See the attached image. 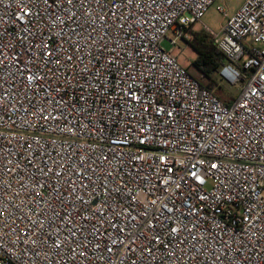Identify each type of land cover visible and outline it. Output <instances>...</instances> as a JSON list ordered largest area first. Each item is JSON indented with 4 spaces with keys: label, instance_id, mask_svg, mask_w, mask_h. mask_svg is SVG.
<instances>
[{
    "label": "built area",
    "instance_id": "obj_1",
    "mask_svg": "<svg viewBox=\"0 0 264 264\" xmlns=\"http://www.w3.org/2000/svg\"><path fill=\"white\" fill-rule=\"evenodd\" d=\"M216 1L0 0V264H264V0L229 104L172 55Z\"/></svg>",
    "mask_w": 264,
    "mask_h": 264
},
{
    "label": "rangeland",
    "instance_id": "obj_2",
    "mask_svg": "<svg viewBox=\"0 0 264 264\" xmlns=\"http://www.w3.org/2000/svg\"><path fill=\"white\" fill-rule=\"evenodd\" d=\"M242 0H217L214 5L210 8L208 13L204 16L202 20L201 26L194 27V31H203L202 27L205 25L211 31L215 33H219L223 30L227 18H225L221 13L218 12V7L222 6L226 10L227 16H232L240 7H241ZM206 33V32H205ZM168 40L174 39L172 33H168L167 35ZM168 40L164 41L163 47L167 51H171L173 48L172 45L168 42ZM189 44L185 40H179L177 42V47L173 51V56H181V62L183 65H188L187 69L194 77L201 80L200 75L195 70L194 66L192 65L195 58L197 57L196 52L192 50H187ZM191 47V45H190ZM185 50H187L185 52ZM183 57V59H182ZM190 65V66H189ZM217 86L213 90V92L217 93L221 96L223 101H230L237 97L239 94V90L242 87L243 83H239L238 85H229L225 83L223 80L217 78Z\"/></svg>",
    "mask_w": 264,
    "mask_h": 264
},
{
    "label": "trees",
    "instance_id": "obj_3",
    "mask_svg": "<svg viewBox=\"0 0 264 264\" xmlns=\"http://www.w3.org/2000/svg\"><path fill=\"white\" fill-rule=\"evenodd\" d=\"M191 35L192 41L190 45L197 54L192 65L201 77V80H199L201 85L213 91L217 86L216 79L223 80L219 75V69L227 59L214 45L210 35L204 31H192ZM214 94L222 100L218 92H214ZM223 102L229 104L231 100Z\"/></svg>",
    "mask_w": 264,
    "mask_h": 264
},
{
    "label": "crops",
    "instance_id": "obj_4",
    "mask_svg": "<svg viewBox=\"0 0 264 264\" xmlns=\"http://www.w3.org/2000/svg\"><path fill=\"white\" fill-rule=\"evenodd\" d=\"M188 50L190 51V50H192V48H191V49H188ZM185 52H186V51H185ZM189 66H190V65H189Z\"/></svg>",
    "mask_w": 264,
    "mask_h": 264
},
{
    "label": "snow or ice",
    "instance_id": "obj_5",
    "mask_svg": "<svg viewBox=\"0 0 264 264\" xmlns=\"http://www.w3.org/2000/svg\"><path fill=\"white\" fill-rule=\"evenodd\" d=\"M213 167H215V165H213Z\"/></svg>",
    "mask_w": 264,
    "mask_h": 264
}]
</instances>
